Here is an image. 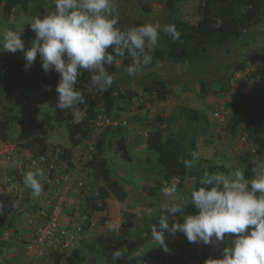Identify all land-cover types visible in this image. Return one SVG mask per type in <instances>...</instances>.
<instances>
[{
    "label": "rangeland",
    "instance_id": "374dc122",
    "mask_svg": "<svg viewBox=\"0 0 264 264\" xmlns=\"http://www.w3.org/2000/svg\"><path fill=\"white\" fill-rule=\"evenodd\" d=\"M166 1L115 0V15L118 17L121 29L136 27L137 22L159 23L163 27L170 24L174 18L197 22L199 17L196 12L197 2H176L175 9L170 10L165 4ZM52 11H54L53 0H30L28 13L25 14L17 8L12 16H6L0 7V33L6 30L21 31V38L27 50L35 38V34L27 25L28 21L34 16L43 17ZM165 35L161 31L157 48L164 49ZM260 56H264V16L259 25L245 31L240 39L221 48H209L205 59L191 64L164 62L153 69L146 66L134 77L127 73V66L131 63L130 57L120 58V63L108 67L110 73H115L114 82H118L121 91L135 90L139 92L140 97L135 98L134 103L129 104L120 97L115 111L108 114L105 111L102 94L93 92L97 119L99 115H106L117 124L105 126L103 121L97 123L96 119L92 126V137L72 150L73 166L71 169L76 176H83L87 185L81 191H68L66 194L73 199V209L68 215L76 216L77 223L82 226V230L78 233L74 245L62 249L65 255L62 260L63 264H106L105 258L98 252H92V248L96 246L98 236L119 234L124 222H127L131 229L130 242L139 244V248L131 256L123 252L115 260V264H205L206 261L202 259V254L213 258L214 245L190 243L179 232L175 235L165 233V242L169 249L167 252L152 239L151 228L159 221L162 205L173 202L187 204L188 199L186 195H181L177 190L170 198L163 196V188L177 186L176 172L181 162L167 147L160 152L151 150L147 145V139L149 133L159 129L163 132L164 140L171 137L187 145L195 133L200 157L210 159L214 164L227 168L243 170L244 160L249 158V154L235 151V137L226 130L228 121L225 123L218 121L214 113L228 111L231 115L230 105L236 104L235 99L247 110L253 107L264 110V93L261 88H259L261 91L259 98H252V96L244 95L238 88L235 89L232 83L239 65L245 64L242 67H246L255 60H264ZM25 64L23 52L17 51L13 54L2 51L0 53V102L3 105L13 106L16 94L15 90L10 91L5 86L7 79L4 73L6 71H15L23 76L31 75L39 79V88L35 94L29 93L25 85L21 83L19 85L22 95L28 100L30 96L33 97L31 101L29 100L30 111L38 109L42 118L44 112H50L53 109L56 115L53 123L57 129L53 132L48 131L44 145L48 150L47 155L52 161L58 163L61 161L59 158L61 148L70 147L66 128L68 116H65L64 112L56 109L55 106L58 95L55 91L58 73L46 74L42 69L39 54L30 69L25 70ZM263 72L262 68L256 66L251 73L255 83H259L260 86L264 85ZM161 76H164L168 82L171 93L164 102L158 100L153 103L149 102L150 96L144 92L143 88ZM81 77L86 79V85L90 88L89 74L85 71ZM201 85L206 90L205 94L200 90ZM182 107L199 111L207 120L199 124L187 119L181 113ZM158 117L173 118L174 121L159 122ZM21 118V122L12 124L9 142L6 144L0 141V179L2 178L0 185L2 183L3 186H8L7 193L4 195L10 196L15 205L14 213L5 219L3 225H0V264H53L49 256L31 260L32 258H26L24 252L26 244L31 240V233H29L30 236H23L20 225L28 221V213H36L40 200L48 201L53 196L51 193L47 194L50 191L49 173L45 168L31 166L26 155L27 151L19 146L20 143L37 134L34 126L26 124V116ZM117 127H124L127 135L133 133L129 147L133 161L126 162L118 155L110 154L106 150L108 138L104 143L103 155L109 160L113 176L124 185L128 198L125 202H119L111 197L106 201L105 211L96 212L88 209L87 201L89 198H97L100 195L99 188L105 183L95 180L91 175V170L85 165L97 154L96 145L102 135L108 129L112 130ZM247 133V128L244 127L238 131L237 137L240 138ZM252 135L253 133L249 135V138ZM260 162L264 163L263 155ZM37 168L42 171L39 180L42 183L43 192L39 198H34L30 194L31 190L24 186L23 176L26 172L35 171ZM194 168H198V165ZM167 174L173 176L171 182L167 181ZM192 186L193 182L189 181L185 193ZM1 217L0 214V219ZM9 220L12 221L13 227L11 228L7 226ZM65 220L63 218L62 225L65 224ZM175 221L182 223L183 216L175 215ZM148 238L149 240L142 242ZM230 242L226 234V245L228 246Z\"/></svg>",
    "mask_w": 264,
    "mask_h": 264
},
{
    "label": "clouds",
    "instance_id": "9594fccd",
    "mask_svg": "<svg viewBox=\"0 0 264 264\" xmlns=\"http://www.w3.org/2000/svg\"><path fill=\"white\" fill-rule=\"evenodd\" d=\"M53 3L54 11L28 21L35 34L30 48L25 50L21 31L6 30L0 33V51L23 52L25 70L31 68L39 54L43 71L59 74L56 109L71 116L75 124L82 122L79 105L87 102L77 88L85 71L89 74L90 91L105 93L115 78V73H110L106 66H115L121 62L119 58L130 57L127 73L134 77L152 63V52L161 31L174 41L180 39L181 34L173 24L161 27L159 23H146L121 30L116 26L115 0H53ZM180 162L185 167L192 166L183 157ZM253 164L251 179H246L241 169L227 175L205 172L201 178L203 187L191 193V205L197 213L184 215L182 223L176 222L175 214L182 213L184 208L179 203H165L158 223L151 228L152 239L167 252L165 233L179 232L188 242L204 245L222 243L227 234L231 242L223 248L222 258L209 259L205 264H264V163ZM41 175L37 168L23 176V184L34 198L43 192ZM175 191L172 185L163 188L162 194L170 198ZM113 256L116 260L121 253L117 250Z\"/></svg>",
    "mask_w": 264,
    "mask_h": 264
},
{
    "label": "trees",
    "instance_id": "16d2710c",
    "mask_svg": "<svg viewBox=\"0 0 264 264\" xmlns=\"http://www.w3.org/2000/svg\"><path fill=\"white\" fill-rule=\"evenodd\" d=\"M30 0H0V6L3 5L4 12L10 16L16 8H20L23 13L29 12ZM186 0H167L166 6L170 10L175 9L176 2H183ZM198 3L197 13L200 16V21L197 24H191L181 19L174 18L170 24L175 25L177 31L180 32V39L174 41L171 35L167 34L164 37V49L155 48L152 52L153 61L148 68H153L162 65L164 62H171L172 64L193 63L195 61L206 58L209 48L224 47L238 39H240L245 31L256 27L262 22L264 16V0H191ZM145 23L137 22L136 27ZM120 27L119 23L116 25ZM123 30V29H121ZM111 51V49H109ZM264 58V56H260ZM111 67V66H107ZM6 88L8 90L16 91L15 103L13 106L3 105L0 114V140L4 143L9 142L10 127L12 123L22 120L21 116H26V123L36 128V136L19 144V146L28 151L34 157L47 155V148L44 145L48 131L56 129L53 118L50 112H44L43 117L39 118V110L30 111V102L28 98L22 95L21 86L19 83L25 85L29 93H34L39 88L40 81L31 75L23 76L16 72L6 71ZM59 81V74L56 75ZM87 81L81 77L77 83V88L86 97L87 102L79 105V109L84 114L82 122L75 124L72 122L71 116H68L66 128L68 131V138L70 141V148H61L59 158L66 162L69 166H73L71 162L72 150L92 137L93 122L97 119V111L93 101V91L86 85ZM144 92L149 94V102L156 100L162 101L170 95L171 90L167 85L166 79L158 78L151 82L149 86H145ZM201 92L206 93L203 85H201ZM223 90V89H222ZM104 95V107L108 114L115 111L119 98L122 97L129 104L135 98L140 97L138 91L127 89L121 91L118 82H114L111 88L102 93ZM242 96V95H241ZM234 105H230L231 115L228 119L226 130L231 135H235L240 126L253 130L252 140L257 144L260 150L264 151V110L259 107H253L247 110L244 105L235 99ZM126 103V104H127ZM181 113L185 117L195 123H202L207 120L199 111L182 107ZM159 122L174 121L173 118L158 117ZM108 138L107 149L112 155H118L126 162H132L133 157L128 149L127 134L124 127H117L116 129H108L106 133L98 140L96 149L97 154L93 156L86 163V167L91 170L92 177L97 181H103L104 186L99 188L100 195L97 198H89L87 201L88 209L103 212L105 211L106 201L111 197L116 198L119 202H125L128 198V193L122 182L113 176V171L107 157H104V143ZM147 145L155 152H160L164 147L172 151L180 160L183 157L191 161V167H185L180 163L176 172L178 184L176 190L181 195L187 196L188 203H179L183 208L182 213L175 214L176 216L195 215L197 210L191 205V193L203 187L201 178L205 172H219L228 174L235 168H227L223 165L214 164L210 159L200 157L198 154V144L195 133L185 145L183 142L174 138H167L164 140L163 132L159 129L149 133ZM193 153L196 158H193ZM260 162L254 157H249L244 160V174L246 179H251L253 173L251 169L254 164ZM198 165V168H194ZM168 182H171L173 176L166 175ZM192 181V188L185 193L188 182ZM0 225H3L5 219H8L15 211V205L10 196L0 194ZM8 227H13L12 221H8ZM130 226L124 222L117 235H100L96 239V246L92 248V252H98L105 258L106 264H115L114 252L117 250L122 254L126 252L128 256L133 255L139 248V244L130 242ZM149 240L144 239L142 242ZM227 247L225 241L214 245L213 258L207 254H202V259L207 261L209 259H221L222 250ZM96 248V249H95ZM64 253L52 251L49 255L53 264H63Z\"/></svg>",
    "mask_w": 264,
    "mask_h": 264
},
{
    "label": "built area",
    "instance_id": "2783aa9c",
    "mask_svg": "<svg viewBox=\"0 0 264 264\" xmlns=\"http://www.w3.org/2000/svg\"><path fill=\"white\" fill-rule=\"evenodd\" d=\"M229 112H215L214 117L220 122H227ZM103 121L105 126L117 124L109 119L106 115H99L97 123ZM258 146L255 147L257 152ZM31 155V154H30ZM29 164L34 167L45 168L49 173L48 184L51 193L50 200H40L36 213L27 214L29 221L31 240L25 246L26 258L39 259L49 256L52 251L62 253L63 248L75 244L78 233L82 230V226L73 224L69 220L67 224L62 225L64 215L67 216L69 202L64 198L66 191H81L85 189L86 181L82 177L76 176L71 167L64 161H50L48 155L31 157L28 159ZM55 192L57 194H55ZM54 195H56L54 197ZM47 197V195H46ZM72 206V205H71Z\"/></svg>",
    "mask_w": 264,
    "mask_h": 264
},
{
    "label": "crops",
    "instance_id": "0c3cea01",
    "mask_svg": "<svg viewBox=\"0 0 264 264\" xmlns=\"http://www.w3.org/2000/svg\"><path fill=\"white\" fill-rule=\"evenodd\" d=\"M186 1H191V0H186ZM184 2V1H183ZM195 2V1H193ZM0 7H2L3 9V12H4V7L3 5H1ZM198 9V8H197ZM17 10V8L13 11V13ZM20 10V8H19ZM21 11V10H20ZM197 12V10H196ZM12 13V14H13ZM5 14V12H4ZM12 14L10 16H12ZM198 14V13H197ZM6 15V14H5ZM7 16V15H6ZM179 19V18H178ZM185 22H188V23H191V24H197L199 21H200V16L197 18V22H190L186 19H181ZM166 34V33H165ZM167 35V34H166ZM2 51H0L1 53ZM120 59V58H119ZM180 64H185V63H180ZM251 64H253L251 66ZM242 66H245V64L243 65H239L237 67L238 71L235 73L234 75V79L232 81V83L234 84L235 86V89H239L243 92L244 95H248V96H252V98H259V92H261L259 90V88H261L264 93V85H259V83H255L253 77L251 76V73H252V69L256 66H259L260 68H262L264 70V60H255L254 63H249L246 67H242ZM113 67V66H111ZM155 67H158V66H155ZM153 67V68H155ZM153 68H149V69H153ZM15 72V71H14ZM161 78H165L164 76H161ZM263 78H264V72H263ZM167 85H168V82H167ZM11 91V90H10ZM35 94V92H34ZM103 96V104H104V95L102 94ZM15 98H16V94H15ZM33 99V97L30 96L29 100L31 101ZM159 101V100H158ZM165 100H162V102H164ZM132 102L134 103V100H132ZM131 102V103H132ZM155 102V101H154ZM14 103H15V99H14ZM13 103V105H14ZM53 110V109H52ZM50 111L51 115H52V118L55 119L56 118V115L53 113V111ZM195 110V109H194ZM1 111H2V108L0 106V114H1ZM39 118H41V112H39ZM22 117V116H21ZM24 118V117H23ZM24 120V119H23ZM122 121H123V118H122ZM124 121L126 122V119H124ZM21 122L20 121H17V122H14V123H19ZM25 122V121H23ZM13 124V123H12ZM27 124V123H26ZM122 124V123H120ZM28 126H30L29 124H27ZM55 125V124H54ZM12 126V125H11ZM245 126H240V128L238 129V131L242 128H244ZM11 128V127H10ZM57 129V128H56ZM55 129V130H56ZM53 130V131H55ZM53 131H50V132H53ZM237 131V133H238ZM248 133L247 134H244L242 135V137L239 138V136L237 137V133L235 135H233V137H235V145H234V149L235 151H240V152H243L244 154H249V157H254L255 159H257L259 162H260V159L262 158V155L264 156V151L260 150L259 146L257 144L254 143V141L252 140V138H249V135L251 136V134L253 133V130H250V129H247ZM10 132V131H9ZM127 138H128V141H127V145H128V149L130 147V144H131V139H133V133L131 134H128L127 135ZM1 141V140H0ZM2 142V141H1ZM258 146V150L257 152L255 151V147ZM71 147V145H70ZM70 147H67V148H70ZM79 147V146H78ZM77 148V147H76ZM26 151V150H25ZM26 155H27V158L29 159L31 157L30 153L27 151L26 152ZM49 157V156H48ZM120 157V156H119ZM49 160L51 161V158L49 157ZM73 160L71 159V162ZM16 162H19L18 160H16ZM261 163V162H260ZM73 164V163H72ZM79 177V176H78ZM83 177V176H81ZM2 180V178L0 179ZM6 180V179H5ZM5 187V188H4ZM8 188L7 185H0V194H6V189ZM12 191V190H11ZM68 191H66V194H67ZM64 195V198L69 202L68 206L69 209H67L66 213H67V216L64 215V218L66 219L64 222L65 224L68 223L69 220H72L73 221V224H77V218L76 216L74 217H70L68 215V213H71V209H73V207L71 205L72 202H73V199H71L68 195ZM186 204V203H185ZM14 223H16V221H14ZM64 224V225H65ZM20 231L21 233H23V236H30V226H29V221H26L24 222L22 225H20ZM74 245V244H72ZM52 261V260H51ZM63 263V262H62Z\"/></svg>",
    "mask_w": 264,
    "mask_h": 264
}]
</instances>
